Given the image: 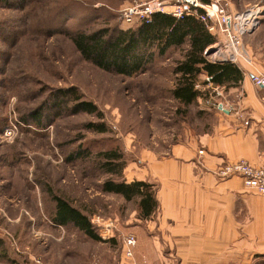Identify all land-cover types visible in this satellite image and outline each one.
I'll list each match as a JSON object with an SVG mask.
<instances>
[{"label":"rangeland","instance_id":"rangeland-1","mask_svg":"<svg viewBox=\"0 0 264 264\" xmlns=\"http://www.w3.org/2000/svg\"><path fill=\"white\" fill-rule=\"evenodd\" d=\"M147 1L152 0L0 3V132L11 123L17 126L9 139H0V264H127L122 238L138 220L136 201L102 192L103 182L116 177L104 170L98 153L121 152V178L128 181V166H141L145 150L162 156L184 135L208 131L216 122L212 102L219 98L205 76L195 86L202 96L194 103L182 106L172 97L173 69L182 50L154 54L143 71L123 76L96 67L74 47L70 35L76 29L134 28L140 21L126 23L123 9ZM222 1L231 11L264 7V0ZM214 36L224 40L222 34ZM211 49L208 60L216 57ZM61 88H75L101 116L72 114L55 105ZM89 122H102L106 133L90 131ZM78 148L87 154L75 155ZM51 194L86 214L96 234H103L101 224L109 221L114 232L103 234L106 241H94L71 224L54 225Z\"/></svg>","mask_w":264,"mask_h":264},{"label":"crops","instance_id":"crops-1","mask_svg":"<svg viewBox=\"0 0 264 264\" xmlns=\"http://www.w3.org/2000/svg\"><path fill=\"white\" fill-rule=\"evenodd\" d=\"M226 63L242 76L236 85H207L223 106L210 130L184 135L162 156L145 150L141 166H128V182L155 183L158 206L128 227L136 244L127 264H264V196L238 176L214 174L239 159L264 164V91L250 80L264 75V19L242 37L235 62Z\"/></svg>","mask_w":264,"mask_h":264},{"label":"trees","instance_id":"trees-1","mask_svg":"<svg viewBox=\"0 0 264 264\" xmlns=\"http://www.w3.org/2000/svg\"><path fill=\"white\" fill-rule=\"evenodd\" d=\"M7 1L0 0V3ZM70 38L85 60L100 69L123 76H131L143 71L152 61L154 54L163 55L174 48L182 50L181 58L173 69L176 80L175 87L171 91L172 97L182 106H188L202 96V92L195 88L201 76L210 77V82L216 85H236L242 76L235 64L217 63L205 57V48L213 44L216 39L203 22L192 16L175 18L168 14L154 13L149 23L140 21L134 28L115 31H109L108 28L87 31L76 29ZM68 99L73 101L69 106L65 102ZM53 103L60 105V108L67 106L72 114L84 112L101 116L96 105L83 100L75 88L58 89L54 94ZM57 110L59 111V108ZM85 127L98 134L107 131L102 122H89ZM85 154H87L85 148H78L75 153L80 157ZM98 154L102 159L104 170L116 177H110L103 182L102 192L119 195L126 201L135 200L137 218L141 220L150 218L158 206L155 183L135 179L128 182L122 179L125 160L121 152L104 150ZM51 195L54 201L52 212L54 225L71 224L86 237L94 241H103L95 233L86 214L66 199ZM110 240L112 241L113 238L107 241Z\"/></svg>","mask_w":264,"mask_h":264},{"label":"built area","instance_id":"built-area-1","mask_svg":"<svg viewBox=\"0 0 264 264\" xmlns=\"http://www.w3.org/2000/svg\"><path fill=\"white\" fill-rule=\"evenodd\" d=\"M154 13H162L172 15L175 18L183 16H192L195 19L203 22L207 30L211 34H222L224 40L215 41L204 50V54L212 47L215 49L214 57L211 61L235 62L238 54V45L241 43L242 36L255 28L264 16V7L259 4H252L241 11H231L228 8V3L222 0H213L210 2L203 0H175L172 3H164L158 0L142 2L123 9V20L130 24L134 20L144 21L149 23L151 16ZM209 86L210 77H205ZM251 83L264 91V75H251ZM215 91V95L219 92ZM217 109H222V103H213ZM17 130L14 123L7 125L0 132V139H9ZM202 150L198 154H202ZM214 174L221 179L231 176H238L242 179L243 185L248 190H251L259 195L264 196V164L255 165L247 160L239 159L220 165ZM99 221V220H98ZM113 221L101 224L103 234L114 232ZM100 234L99 237L104 241L107 236ZM136 244V239L133 234H126L122 238V249L124 257L131 260L133 257L132 249Z\"/></svg>","mask_w":264,"mask_h":264},{"label":"water","instance_id":"water-1","mask_svg":"<svg viewBox=\"0 0 264 264\" xmlns=\"http://www.w3.org/2000/svg\"><path fill=\"white\" fill-rule=\"evenodd\" d=\"M208 51H212V49L210 48Z\"/></svg>","mask_w":264,"mask_h":264}]
</instances>
